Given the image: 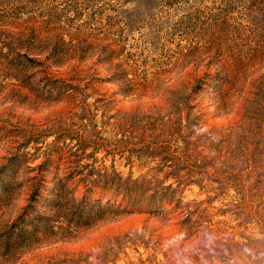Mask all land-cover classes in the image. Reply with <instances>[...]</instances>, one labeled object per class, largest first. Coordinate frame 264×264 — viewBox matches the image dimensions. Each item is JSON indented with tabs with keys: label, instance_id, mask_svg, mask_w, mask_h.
<instances>
[{
	"label": "rangeland",
	"instance_id": "rangeland-1",
	"mask_svg": "<svg viewBox=\"0 0 264 264\" xmlns=\"http://www.w3.org/2000/svg\"><path fill=\"white\" fill-rule=\"evenodd\" d=\"M0 264H264V0H0Z\"/></svg>",
	"mask_w": 264,
	"mask_h": 264
},
{
	"label": "trees",
	"instance_id": "trees-1",
	"mask_svg": "<svg viewBox=\"0 0 264 264\" xmlns=\"http://www.w3.org/2000/svg\"><path fill=\"white\" fill-rule=\"evenodd\" d=\"M35 29L28 27L26 29H24L22 32H19L17 34H12V38L17 44V46H19V53L17 54L20 60V63L22 66L31 69V68H36L42 65H45L43 62L41 63V61H39L38 59H35L34 56L35 55H42V50H40V48L42 47H35L33 46L32 40H35ZM12 43V46L10 45V47H8L11 50H14V47L16 45ZM24 51V52H23ZM14 52V51H13ZM23 52V53H22ZM42 64V65H41ZM74 76L69 79L73 82H81V79L79 78L80 75H83V71L76 68V71L74 72ZM64 80V79H62ZM57 81V80H56ZM66 81V79H65ZM62 82V81H59ZM62 83H67V82H62ZM55 83H52V85H54ZM64 85V84H63ZM65 94L60 92V96L57 98V100H60L61 98H64ZM189 118V117H188ZM198 119V118H197ZM183 119L179 117V119H177L175 122L176 124H178L180 126V124L182 123ZM190 123H192L191 121H189ZM176 126V125H172L170 127L169 125V132L172 133V136L174 135H178L179 132L182 130L181 127ZM192 134H196V130L191 131ZM185 144L189 147L192 145V143L190 141L185 142ZM165 152H167L166 150L161 151L159 148H152V149H147V151H145L144 153L146 155L149 156H153V157H162L163 154H165ZM42 168V166H39V169ZM60 169V168H59ZM102 171L104 170H96L94 169L93 171H91L90 175L86 177L81 181H78V184L81 185L82 182H88L90 183L92 186H94V188L91 189H87L86 193L89 192H94V189L97 187L99 189L102 190L103 194H108L109 196H111L114 199H119L121 198L123 202H129V200H132L134 198L135 195H138L139 193L143 196V194H147L148 193V189H145L143 187L138 188L137 184L138 183H142V185H145L147 183H163V187L165 189H170V190H174V191H178L177 189H173V184H170L168 186H164L165 181L164 182H160V181H153V180H148L146 178H139L136 180H133V178L130 176L129 178H123V176H121L120 174L114 172L115 176H113V178L110 179L111 175L108 174L107 171H105V173H103ZM97 172V173H96ZM163 171L160 170L159 173H162ZM98 175V178H94V176ZM176 173H169V175L167 174L165 176L164 179L167 178H178L176 177ZM76 177L73 176H67V181L69 183L66 182H62V184L64 186H67V188H70V186H68L71 182H73V180ZM61 180V179H60ZM192 182V181H189ZM104 184V185H102ZM181 184H186L181 183ZM110 185H113L112 188H108ZM70 193L71 192H76V188L75 189H69ZM53 192H55V189H53ZM155 196H157V194H155ZM170 201L169 205L174 204V202Z\"/></svg>",
	"mask_w": 264,
	"mask_h": 264
}]
</instances>
